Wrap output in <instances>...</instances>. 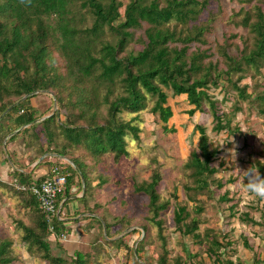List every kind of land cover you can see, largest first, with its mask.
<instances>
[{
    "label": "trees",
    "instance_id": "obj_1",
    "mask_svg": "<svg viewBox=\"0 0 264 264\" xmlns=\"http://www.w3.org/2000/svg\"><path fill=\"white\" fill-rule=\"evenodd\" d=\"M165 2L163 6L160 0H127L126 4L119 0H32L31 6H25L20 0H0V117L5 112L4 118L14 112L26 114L33 107L27 109L24 103L41 92H53L56 103L66 113L65 120H62L60 109L50 110L51 114L39 117L36 112H31L33 117L17 126L12 121L2 125L3 118L0 120V146L3 147L6 138L9 143L33 129L31 138L37 142L39 150L43 147L42 140L48 144L41 155L52 151L55 157L68 159L73 166L66 162L63 169L69 177L64 192L56 198L57 208L63 207L74 194H81L82 189L84 192L78 199L85 204L86 196L93 188L107 183L105 177L99 175L98 183L93 187L90 174L105 154L120 159L127 157L126 138L131 135L138 139L141 113L148 111L164 124V129L167 128L173 112L169 97L161 86L170 88L174 97L186 96L188 105L193 107L186 111L188 117L196 112H208L217 133L233 134L240 131L231 125L232 119L240 112L239 101L231 105V112L227 114L219 109L218 102L209 92L224 88L226 83H231V75L239 73L232 83L237 97L258 102V113L264 115V93L250 97L247 88L239 86L245 76L242 73H248L246 69L258 74L260 67L264 70V9L256 5L250 12L240 6L227 19H224L225 14L212 17V21L238 27L235 17L244 14L241 24L249 28L253 37L254 49L245 54L244 48L239 59L219 49L217 53L223 58L215 60L219 65L223 60L224 67L218 68L213 61L206 62L215 58L208 53L210 50L188 53L190 43L205 44L200 38L206 25L196 22L199 13L207 8L208 0ZM86 17L91 18L90 27L83 24ZM180 25L183 28L178 30ZM106 30L114 36V41L108 40ZM129 46L131 49L125 54ZM133 46L138 49L136 52L132 51ZM125 115L131 118L125 120ZM195 129L200 134L199 146L191 152L184 166L192 183L186 186L189 201H195V196L209 189L212 183L217 188L223 186L215 176L225 164L221 161L218 167L213 165L221 150L211 147L205 128L196 125ZM52 145H56V149L50 150ZM72 151L85 154L92 163L85 157L74 156ZM62 163L52 164L51 169L62 166ZM252 166L257 167L264 177V163L256 160ZM30 169L23 170L24 173L15 172L19 185L30 187L47 177L34 181L33 169ZM160 182L161 174L156 170L148 182L134 186V192L148 198L151 221L159 228L163 226L161 216L169 208V202L160 198ZM76 186L78 192L71 193ZM10 188L19 197L31 223L30 226L18 223L24 245L48 264H67L63 258L50 255L46 242L64 235L61 234L65 229L62 209L58 218L47 219L29 189L17 190L13 185ZM195 211L200 213L202 208H195ZM189 217L187 207L179 205L174 210L173 222L183 235L199 238L195 235L199 222L193 219L185 224ZM239 220L258 225L247 214ZM99 223L102 230L108 232L109 226L101 219ZM11 246L9 240L0 238V264L12 263ZM222 249H225V243L219 244L217 238L209 241L205 252L213 258V264H242L231 259L220 260ZM164 258L160 264H165ZM74 261L83 264V256L76 253Z\"/></svg>",
    "mask_w": 264,
    "mask_h": 264
},
{
    "label": "rangeland",
    "instance_id": "obj_2",
    "mask_svg": "<svg viewBox=\"0 0 264 264\" xmlns=\"http://www.w3.org/2000/svg\"><path fill=\"white\" fill-rule=\"evenodd\" d=\"M119 1L125 4L127 2V0ZM262 1L222 0L219 3L217 0H208L207 8L199 13L196 22L202 26L206 25L207 32L205 31L200 38L205 44L190 43L188 53L210 50L208 53L215 55V58H210L206 62L213 61V63L217 62L215 59L219 61L223 58L217 53L219 49L235 59L241 57L244 48H246L244 53L248 54L254 46L252 33L249 28L241 24L244 14L235 17L238 27L212 21V17H221L225 14L224 19H227L232 12H237L240 6L250 12L256 5L264 9ZM160 4L164 6L165 0H160ZM91 22V18L86 17L83 24L90 27ZM173 26L174 24L171 25ZM77 27L83 28L80 25ZM181 28L182 25L177 27L178 30ZM105 35L110 42L115 40L107 30ZM136 37H139V33ZM134 46L139 45L134 44ZM134 46L132 51L136 52L138 49ZM129 49L131 46L127 47L124 53L128 54ZM222 62L223 60L221 65L216 63L218 68L224 67ZM246 70L248 73H242L245 76L240 80L239 86L246 87L250 97L264 93L263 68H259V74L251 69ZM238 76L239 73L232 74L231 83H226L222 89L209 92L214 97V101L218 102L219 109L227 114L231 112V105L239 101L241 109L232 119L231 125L237 126L240 131H234L233 134L226 131L217 133L215 122L208 112L205 114L196 112L192 117H188L186 111L193 107L188 105L186 96L174 97L170 88L161 86L169 97L168 103L173 112L172 118L166 124L167 128L164 129V124L148 111L141 113L139 115L141 130L138 139H133L131 135L126 138L127 157L120 159L105 154L92 173L86 171L91 173L90 177L94 180L92 185L98 182L99 175H103L107 183L88 193L86 206L81 199H78L84 189L79 196L74 194L78 192V187L72 189L73 196L77 197L71 196L68 202L61 206V219L65 227L61 234L65 235L66 240H62L60 236L57 239H48L46 242L49 245L50 255L54 258H63L67 264H75L76 253L83 256V264H160L164 256L165 264H213V258L206 255L205 250L209 241L212 242V238H217L219 244L225 243L220 260L231 259L244 264L247 259L241 260L237 257L240 256V252L246 250L253 258L246 264H264V201L246 202L239 190L243 179L240 170L251 167L256 160L264 161V115L258 113V102L241 100L237 97L232 83ZM24 104L27 109L30 106L33 109L30 108L26 114L14 112L7 118H4L5 112L0 117V120L4 118L2 125L7 121L15 123L14 126L21 125L33 117L31 112H36L39 117L43 114H51L50 110L55 112L58 109L61 111L60 118L65 120L66 113L56 103L53 92H41ZM123 118L129 120L131 117L125 115ZM196 125L206 129L205 135L209 138L211 147L221 150L213 165L218 167L221 161L225 163L224 168L215 176L222 181L223 186L217 188L212 183L209 189L195 196V201H189L186 186H191L192 183L184 166L191 152L197 150L199 146L200 134L195 129ZM32 132L33 129H29L25 135L9 143H6L8 139L6 138L3 147L0 146V165H3V170L0 171V238L12 243L10 264H48L43 258L38 257L34 250L29 251L22 242V231L18 223L26 226H30L31 223L28 212L10 188L17 182L15 172H18L12 171V166L27 167V169L34 166L36 171L32 176L36 181L40 177L48 176L52 164L63 162L62 167H66L67 163H70L67 158L55 157L52 151L41 155L47 150L48 144L42 140L43 147L39 150L37 142L31 138ZM229 140L234 141L237 151L236 160L233 162L227 156L228 149L234 146L232 142H228ZM222 142L225 144L221 146ZM54 149L56 145L50 146V150ZM72 154L87 158L79 151H72ZM85 160L92 163L90 158ZM156 170L161 174V182L158 186L160 198L163 202H169L167 212L161 216L163 226L160 228L151 221L148 198L134 192V186L148 182ZM88 179L86 177V181ZM179 205L187 207L190 215L185 224H189L193 219L198 220V230L195 235L199 238L183 235L177 230L173 217L174 210ZM198 207L202 208V212L196 213L195 208ZM245 214L258 225L239 220L245 217ZM99 219L109 226L108 232H105L104 228L102 230ZM261 256H263L262 260Z\"/></svg>",
    "mask_w": 264,
    "mask_h": 264
},
{
    "label": "built area",
    "instance_id": "obj_3",
    "mask_svg": "<svg viewBox=\"0 0 264 264\" xmlns=\"http://www.w3.org/2000/svg\"><path fill=\"white\" fill-rule=\"evenodd\" d=\"M64 167H54L50 170L48 176L39 184H33L30 187L19 185L17 182L13 187L17 190H25L26 188L35 196L39 208L45 213L47 219L59 217L60 207L56 206V198L62 194L66 188L69 173L63 171ZM49 230L52 232V227ZM62 240H66L63 235Z\"/></svg>",
    "mask_w": 264,
    "mask_h": 264
},
{
    "label": "clouds",
    "instance_id": "obj_4",
    "mask_svg": "<svg viewBox=\"0 0 264 264\" xmlns=\"http://www.w3.org/2000/svg\"><path fill=\"white\" fill-rule=\"evenodd\" d=\"M20 3L25 6H31L32 0H20ZM228 142L234 144V141L229 140ZM224 144L222 142L221 146ZM227 156L231 162L236 160L237 151L235 144L233 148L228 149ZM240 173L243 179L239 190L242 193L243 200L246 202L264 201V177L261 176L259 169L252 166L245 170H240ZM245 181L247 182L245 183Z\"/></svg>",
    "mask_w": 264,
    "mask_h": 264
},
{
    "label": "crops",
    "instance_id": "obj_5",
    "mask_svg": "<svg viewBox=\"0 0 264 264\" xmlns=\"http://www.w3.org/2000/svg\"><path fill=\"white\" fill-rule=\"evenodd\" d=\"M14 160V159H13ZM40 160V159H39ZM13 165V164H12ZM25 165H26V163H25ZM24 166V165H23ZM10 168H11V166H9ZM29 167H31V165L29 166ZM28 167V168H29ZM12 171H22L23 173H24V171L23 170H25V169H27V167H15L14 165L12 166ZM31 169H33V174H34V172L36 171V169H34V166L33 167H31ZM30 169V170H31ZM1 170H3V165H0V171ZM39 176V175H38ZM33 177V176H32ZM38 178V177H37ZM98 183V182H97ZM97 183L96 184H94V185H92L93 187H95L96 185H97ZM96 188V187H95ZM75 189V188H74ZM94 189V188H93ZM92 189V190H93ZM74 192V191H73ZM71 193H72V191H71ZM79 196V195H78ZM73 197H77V196H73ZM239 257H237V258H239V259H241V260H243L244 258H246L247 260H245V262L246 263H250L251 261H252V256H250V255H252V254H250V253H248V251H246V250H244L243 251V253L242 252H240L239 253ZM260 259L262 260L263 259V256H261L260 257ZM234 260H236V259H234ZM234 262H237V261H234ZM244 263V262H243ZM246 263H244V264H246ZM254 264V263H253Z\"/></svg>",
    "mask_w": 264,
    "mask_h": 264
},
{
    "label": "water",
    "instance_id": "obj_6",
    "mask_svg": "<svg viewBox=\"0 0 264 264\" xmlns=\"http://www.w3.org/2000/svg\"><path fill=\"white\" fill-rule=\"evenodd\" d=\"M7 113V112H6ZM42 160V158H40V161Z\"/></svg>",
    "mask_w": 264,
    "mask_h": 264
}]
</instances>
